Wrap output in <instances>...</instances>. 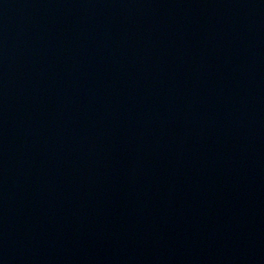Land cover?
Here are the masks:
<instances>
[{"label": "water", "instance_id": "water-1", "mask_svg": "<svg viewBox=\"0 0 264 264\" xmlns=\"http://www.w3.org/2000/svg\"><path fill=\"white\" fill-rule=\"evenodd\" d=\"M0 264H264V0H0Z\"/></svg>", "mask_w": 264, "mask_h": 264}]
</instances>
